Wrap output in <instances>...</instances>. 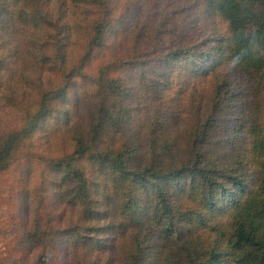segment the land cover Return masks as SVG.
<instances>
[{
	"label": "rangeland",
	"instance_id": "rangeland-1",
	"mask_svg": "<svg viewBox=\"0 0 264 264\" xmlns=\"http://www.w3.org/2000/svg\"><path fill=\"white\" fill-rule=\"evenodd\" d=\"M67 14L40 72L0 41V264H264V0Z\"/></svg>",
	"mask_w": 264,
	"mask_h": 264
},
{
	"label": "trees",
	"instance_id": "trees-1",
	"mask_svg": "<svg viewBox=\"0 0 264 264\" xmlns=\"http://www.w3.org/2000/svg\"><path fill=\"white\" fill-rule=\"evenodd\" d=\"M54 2L57 3V0H0V41H23L27 43L26 55L29 57V60L26 61V64L22 63L20 65L19 63H14L13 70L15 73L23 74L20 73L21 69L30 72L33 68H38L37 71L40 72V68H44L46 64L45 60L50 62V60H48V58L50 59V55L48 53L50 49L48 48L49 46H53L54 43L49 42L48 40L52 34L48 31V21H64L67 19V12L70 10V5L74 2V0H70L69 2L67 0V2L63 3L66 11L65 17H59L56 15L57 13L54 14L53 8L56 5ZM60 2H62V0ZM89 21L91 20L89 19ZM59 25L60 23L57 22L55 26L57 27ZM90 25H92V22L89 26ZM72 33L73 32L71 30V37ZM58 34L59 33L57 31L55 36L58 37ZM52 36H54V34H52ZM32 43L37 44L32 48ZM218 47L219 45L216 48ZM190 48L191 47L187 50L190 51ZM0 50H2L1 47ZM65 50L67 51H65L64 55H69L68 49ZM11 51H13L14 56H17V46L15 49H11ZM174 52L175 54H178L177 51ZM206 54L207 53H203V55ZM16 82L18 84L19 80ZM218 98L219 95H217L215 99ZM26 124H28V121H26L24 125L26 126ZM160 178H162V175H160ZM235 183L239 187L243 184L240 179H236ZM247 218L248 220L239 221L236 225V247L241 248L246 245H256L257 236L259 235H261V238L264 239V231L262 230L264 227V207L255 209L253 213L249 212L247 214ZM33 230H35V228ZM44 242L45 241L41 237H38L36 241H34V249H45ZM40 252L43 251L40 250Z\"/></svg>",
	"mask_w": 264,
	"mask_h": 264
}]
</instances>
